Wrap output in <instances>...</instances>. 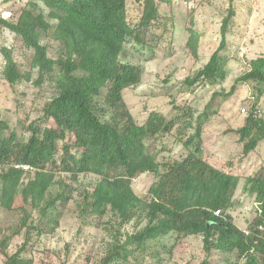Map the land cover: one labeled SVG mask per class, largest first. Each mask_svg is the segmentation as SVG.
Segmentation results:
<instances>
[{"label": "trees", "instance_id": "obj_1", "mask_svg": "<svg viewBox=\"0 0 264 264\" xmlns=\"http://www.w3.org/2000/svg\"><path fill=\"white\" fill-rule=\"evenodd\" d=\"M172 2L144 0L137 23L128 18L127 0H28L19 14L0 17V31L14 34L29 55L21 63L14 46L1 47L5 81L11 86L21 81L38 88L48 85L51 91L41 119L27 126L28 139H19L0 118V210L18 211L9 233L0 227L4 264H34L23 256V246L8 253L13 239L53 234L59 227V208L75 190L62 174L72 180L84 174L99 178L91 190L78 193L77 206L82 215L91 209L99 220L109 214L114 220L108 223L113 241L102 264H136L149 242L171 233L202 236L208 255L236 253L246 264H264V230L260 229L264 226V173L249 178L245 185L258 213L244 231L228 213L235 207L240 177L211 164L207 154L200 157L201 125L193 134L188 133L190 124L174 131L176 122L157 112L141 125L125 104L124 92L142 82V70L123 60L125 46L132 41L148 44L150 32L156 35L155 30L162 27L161 4ZM234 16L230 9L222 20L219 48L194 79H187L189 86L200 80L214 85L226 79L227 60L222 53ZM188 32L187 47L197 55L201 35L193 26ZM43 36L49 39L47 44ZM249 82L264 85V56L249 61L230 94L238 84ZM253 113L238 130L244 156L264 140V121ZM167 134L186 149L196 145L195 150L190 149L182 161L158 163L149 144ZM146 173L153 182L147 194L140 195L133 182ZM133 220L137 226L145 225L133 233L122 232ZM201 264L211 263L206 259Z\"/></svg>", "mask_w": 264, "mask_h": 264}, {"label": "rangeland", "instance_id": "obj_2", "mask_svg": "<svg viewBox=\"0 0 264 264\" xmlns=\"http://www.w3.org/2000/svg\"><path fill=\"white\" fill-rule=\"evenodd\" d=\"M143 2L127 0L128 18L133 23L141 17ZM27 3L28 0H0V17L12 18V14H19ZM230 9L235 11V16L229 25L227 49L222 53L227 60L226 79L214 85L200 80L189 86L187 79H194L219 48L222 20ZM160 10L162 27L155 30L156 35H152L154 30L150 32L148 44L132 41L125 46L123 60L142 70L141 84L124 92L125 104L141 125L153 112L161 113L167 121H175L174 131L190 124L188 133L193 134L201 125L203 150L200 157L207 154L211 164L240 177L234 196L236 204L228 213L237 227L247 231L258 212L255 198L245 192V185L249 178L264 173V140L255 151L244 156V143L240 141L238 130L244 127L252 111H260L257 118L264 121V85L240 83L232 95L230 92L236 80L247 71L249 61L264 56V0H173L172 4H161ZM192 26L201 35L197 55L187 47L188 29ZM48 41L46 36L42 37L44 44ZM2 46H14L15 57L21 63H25L29 55L21 50L14 34L6 29L0 31V118L15 130L19 139L26 140L30 136L27 126L41 119L51 91L48 85L38 88L31 82L21 81L11 86L5 81ZM195 147L190 148L191 151ZM190 149L173 134L159 136L149 144V151L160 164L182 161ZM61 177L75 190L69 202L59 208L57 230L41 236L36 233L18 235L8 253L14 254L23 246V256L33 259L34 264H102L113 241L108 223L114 220L110 214L99 220L91 214V209L82 215L77 206L81 200L78 193L91 190L99 178L93 174L81 175L77 180L67 174ZM152 182L151 174L141 175L133 182L135 192L147 194ZM17 214L18 211L0 210V227L5 232L9 233L8 228L15 224ZM144 225L145 222L137 226L133 220L121 231L133 233ZM137 256L136 264H201L206 259L211 264H246L236 253L213 251L208 255L202 236L177 233L149 242L145 255ZM5 260L0 251V264Z\"/></svg>", "mask_w": 264, "mask_h": 264}, {"label": "built area", "instance_id": "obj_3", "mask_svg": "<svg viewBox=\"0 0 264 264\" xmlns=\"http://www.w3.org/2000/svg\"><path fill=\"white\" fill-rule=\"evenodd\" d=\"M243 112H244V113H246V112H247V111H246V109H244V110H243ZM259 112H260V111H258V110H255V111H254V113H253L254 117H256V118H257V117H258V114H259ZM219 213H220V212H216V214H217V215H219ZM260 229H261V230H264V226H263V225H262V226H260Z\"/></svg>", "mask_w": 264, "mask_h": 264}]
</instances>
